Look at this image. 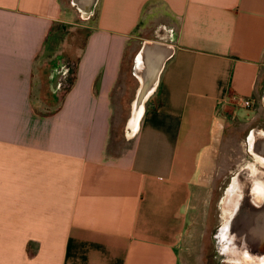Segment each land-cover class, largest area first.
<instances>
[{
	"label": "crops",
	"instance_id": "1",
	"mask_svg": "<svg viewBox=\"0 0 264 264\" xmlns=\"http://www.w3.org/2000/svg\"><path fill=\"white\" fill-rule=\"evenodd\" d=\"M57 25L87 34L70 81L53 66L50 104L38 61ZM142 39L172 52L117 152ZM231 112L264 124V0H0V264H180Z\"/></svg>",
	"mask_w": 264,
	"mask_h": 264
},
{
	"label": "rangeland",
	"instance_id": "2",
	"mask_svg": "<svg viewBox=\"0 0 264 264\" xmlns=\"http://www.w3.org/2000/svg\"><path fill=\"white\" fill-rule=\"evenodd\" d=\"M86 30L82 25L75 27L55 26L47 48L38 61V73L42 81L41 95L45 102L57 104V102H51L53 98L50 97L51 93L48 89V76L58 61L67 64L66 80L70 81L72 79L78 58V54L74 55L73 52L83 46L87 34ZM151 39L164 41L158 37H152ZM144 41L145 39H142L138 40L137 43H133L131 49L127 51L123 65L121 74L123 88L120 91L122 93L118 96V109L115 118L118 130L113 135V143L116 145L115 150L117 152L125 147L124 141L127 139L126 123L131 114L132 101L140 84L135 77L134 59L137 50ZM61 47L64 51L60 49ZM62 92L59 94H62ZM262 116L264 114L260 115L261 118ZM225 122L217 135L218 147L214 162L207 166V174L203 175V179L196 186L197 198L192 200L195 207L191 209V223L179 246L181 252L180 264H232L220 256L215 239L224 218L222 212L224 191L232 175L247 164L248 160V163L256 162L255 157L250 153L248 137L255 128L264 130V124L250 123L244 116L240 117L232 112L226 117ZM257 165L264 170V166L262 167L259 163Z\"/></svg>",
	"mask_w": 264,
	"mask_h": 264
},
{
	"label": "bare ground",
	"instance_id": "3",
	"mask_svg": "<svg viewBox=\"0 0 264 264\" xmlns=\"http://www.w3.org/2000/svg\"><path fill=\"white\" fill-rule=\"evenodd\" d=\"M171 52V48L165 45L146 42L136 56L134 72L140 86L133 104V126L139 121L145 101L157 85L159 74ZM130 134L133 136L135 131L132 130ZM252 155L263 167L264 161L257 155ZM248 161L232 175L224 196L241 191L264 195V183H260L261 179L264 180V170L259 168L256 162ZM225 202L226 200L222 202V212ZM237 204L240 207L243 205L242 202ZM262 206L264 208V205ZM240 207L235 208L231 219L223 221L218 228L215 239L219 254L232 264H264V209L259 215H255L253 209L243 211Z\"/></svg>",
	"mask_w": 264,
	"mask_h": 264
},
{
	"label": "flooded vegetation",
	"instance_id": "4",
	"mask_svg": "<svg viewBox=\"0 0 264 264\" xmlns=\"http://www.w3.org/2000/svg\"><path fill=\"white\" fill-rule=\"evenodd\" d=\"M248 143L250 147V153L257 155L264 161V132L255 128L250 136L248 137ZM260 183H264V180L261 179ZM223 205V221L231 219L233 216V212L235 208H238L239 202H242L241 210L246 211L248 209H253L256 213L255 215H259L261 211L264 209L262 205H264V195L262 193H248V192H235L233 194L225 195ZM253 212V213H254ZM262 217V216H260Z\"/></svg>",
	"mask_w": 264,
	"mask_h": 264
},
{
	"label": "built area",
	"instance_id": "5",
	"mask_svg": "<svg viewBox=\"0 0 264 264\" xmlns=\"http://www.w3.org/2000/svg\"><path fill=\"white\" fill-rule=\"evenodd\" d=\"M67 71H68V69L67 68H65V67H61V69H60V75L62 76V75H64V74H66L67 73ZM239 101L242 103V105L243 106H245V107H250V106H252V100L251 99H249V98H239Z\"/></svg>",
	"mask_w": 264,
	"mask_h": 264
},
{
	"label": "water",
	"instance_id": "6",
	"mask_svg": "<svg viewBox=\"0 0 264 264\" xmlns=\"http://www.w3.org/2000/svg\"><path fill=\"white\" fill-rule=\"evenodd\" d=\"M139 53V52H138ZM136 95V94H135Z\"/></svg>",
	"mask_w": 264,
	"mask_h": 264
}]
</instances>
